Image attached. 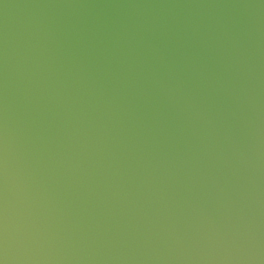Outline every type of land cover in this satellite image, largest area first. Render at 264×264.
<instances>
[{"label": "water", "instance_id": "1", "mask_svg": "<svg viewBox=\"0 0 264 264\" xmlns=\"http://www.w3.org/2000/svg\"><path fill=\"white\" fill-rule=\"evenodd\" d=\"M2 264H264V0H0Z\"/></svg>", "mask_w": 264, "mask_h": 264}, {"label": "snow or ice", "instance_id": "2", "mask_svg": "<svg viewBox=\"0 0 264 264\" xmlns=\"http://www.w3.org/2000/svg\"><path fill=\"white\" fill-rule=\"evenodd\" d=\"M0 264H2V262H0Z\"/></svg>", "mask_w": 264, "mask_h": 264}]
</instances>
